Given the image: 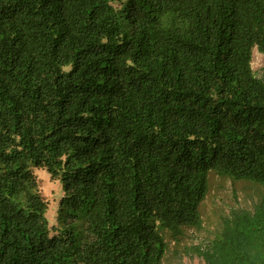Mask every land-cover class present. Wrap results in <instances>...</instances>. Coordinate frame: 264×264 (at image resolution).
Masks as SVG:
<instances>
[{
    "label": "trees",
    "instance_id": "trees-1",
    "mask_svg": "<svg viewBox=\"0 0 264 264\" xmlns=\"http://www.w3.org/2000/svg\"><path fill=\"white\" fill-rule=\"evenodd\" d=\"M264 0H0V264H162L211 173L261 187L205 264H264ZM34 168L59 181L56 233Z\"/></svg>",
    "mask_w": 264,
    "mask_h": 264
},
{
    "label": "rangeland",
    "instance_id": "rangeland-1",
    "mask_svg": "<svg viewBox=\"0 0 264 264\" xmlns=\"http://www.w3.org/2000/svg\"><path fill=\"white\" fill-rule=\"evenodd\" d=\"M264 65V56L256 48L253 49L251 66L260 73ZM41 195L48 202L46 218L49 223L50 233H56V211L58 200L62 195L61 185L58 180L52 179L44 168H34ZM261 187L258 185L236 180L215 173L209 175V189L199 205L202 220L198 229L186 228L184 235L178 242L169 241L167 255L162 264H205L204 260L196 254H186V245H204L212 237L213 231L219 225L229 208L234 206L250 207L251 202L260 196Z\"/></svg>",
    "mask_w": 264,
    "mask_h": 264
}]
</instances>
